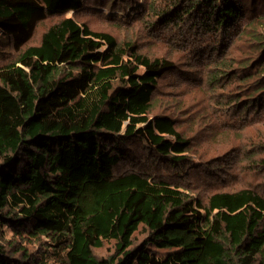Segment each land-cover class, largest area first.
Here are the masks:
<instances>
[{
	"label": "trees",
	"instance_id": "1",
	"mask_svg": "<svg viewBox=\"0 0 264 264\" xmlns=\"http://www.w3.org/2000/svg\"><path fill=\"white\" fill-rule=\"evenodd\" d=\"M121 1L151 27H186L215 37L217 52L240 51L215 59L208 83L237 80L243 120L264 108V0ZM82 6L0 0L9 49L0 59V264H52L50 254L53 264H264V190L215 186L203 198L158 170H186L195 150L176 116L153 112L159 78L179 71L173 55H148L73 16L30 43L46 17ZM141 151L153 159L146 168ZM254 163L264 174V156ZM108 241L112 251L97 256Z\"/></svg>",
	"mask_w": 264,
	"mask_h": 264
},
{
	"label": "rangeland",
	"instance_id": "2",
	"mask_svg": "<svg viewBox=\"0 0 264 264\" xmlns=\"http://www.w3.org/2000/svg\"><path fill=\"white\" fill-rule=\"evenodd\" d=\"M116 2L111 10L110 1L102 5L97 0H84V6L79 11L48 16L39 22L30 43L38 42L43 29L61 16H73L92 29L112 33L119 42L133 43L139 51L148 55H173L179 71L164 73L159 78L153 112H169L176 116L179 119L178 128L183 127L191 136L195 150L187 154L193 163L185 166L186 170L163 164H158V170H168L171 181L193 182L196 187L193 191L203 198L215 186L221 190L244 185L264 190L263 169H258L254 163V157L257 160L264 156V108L255 106L243 120L244 112L239 110L241 100L237 92L240 86L235 84L237 80L226 77L214 85L208 83L211 69L216 65L214 60L238 58L240 51L230 48L229 51L217 52L215 37L186 27L172 32L158 22L151 27L144 18L128 17L129 8L121 0ZM8 51V45L0 43V59ZM140 157L143 168L153 161L147 151H141ZM199 165L204 166L196 169ZM144 236L145 230L140 227L135 237L141 239ZM44 242L39 247L44 246ZM112 249L113 244L108 241L93 251L97 256H104ZM43 251V248L35 249L36 254ZM53 257L50 254L49 263H54Z\"/></svg>",
	"mask_w": 264,
	"mask_h": 264
}]
</instances>
